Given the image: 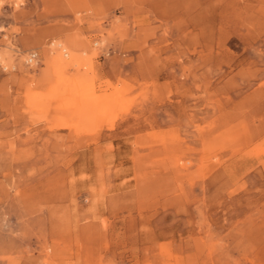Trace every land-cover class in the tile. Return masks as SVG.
Segmentation results:
<instances>
[{"label":"rangeland","instance_id":"obj_1","mask_svg":"<svg viewBox=\"0 0 264 264\" xmlns=\"http://www.w3.org/2000/svg\"><path fill=\"white\" fill-rule=\"evenodd\" d=\"M0 264H264V0H0Z\"/></svg>","mask_w":264,"mask_h":264},{"label":"built area","instance_id":"obj_2","mask_svg":"<svg viewBox=\"0 0 264 264\" xmlns=\"http://www.w3.org/2000/svg\"><path fill=\"white\" fill-rule=\"evenodd\" d=\"M38 58V53L37 52H33L30 54V59L27 60L28 64L32 63V60H34V62H36V59Z\"/></svg>","mask_w":264,"mask_h":264},{"label":"bare ground","instance_id":"obj_3","mask_svg":"<svg viewBox=\"0 0 264 264\" xmlns=\"http://www.w3.org/2000/svg\"><path fill=\"white\" fill-rule=\"evenodd\" d=\"M2 58H5V54H4V57H2Z\"/></svg>","mask_w":264,"mask_h":264}]
</instances>
